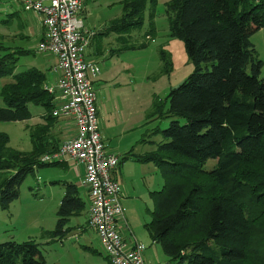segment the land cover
Listing matches in <instances>:
<instances>
[{"label": "trees", "instance_id": "1", "mask_svg": "<svg viewBox=\"0 0 264 264\" xmlns=\"http://www.w3.org/2000/svg\"><path fill=\"white\" fill-rule=\"evenodd\" d=\"M146 2L123 1V14L111 29L141 24ZM164 13L169 35L183 41L194 70L155 104L160 118H171L158 129L156 150L135 157L153 162L164 180L152 193L156 201L144 227L179 264H264L258 243H264V76L249 39L264 28V0H169ZM5 18L0 24H9L13 12ZM27 53L5 45L0 34V78L10 77L0 88V121L31 118L30 103L43 108L30 130L29 151L10 147L8 134L0 131L3 207L19 196L28 173L57 163L40 158L56 152L61 140L55 132L60 120L51 113L54 96L44 88L46 74L36 67L15 73ZM209 159L215 165L206 170ZM64 184L55 228L45 233L51 238H63L70 218L85 207L76 185ZM39 245L33 238L2 242L0 264H47Z\"/></svg>", "mask_w": 264, "mask_h": 264}, {"label": "rangeland", "instance_id": "2", "mask_svg": "<svg viewBox=\"0 0 264 264\" xmlns=\"http://www.w3.org/2000/svg\"><path fill=\"white\" fill-rule=\"evenodd\" d=\"M123 1L84 0L83 22L95 33L90 39L89 52L92 56L89 58L99 65V74L92 83L97 105L102 110L101 131L105 133L102 135L113 151L121 153L127 150L123 162L136 164L129 169V186L134 189V197L129 195L131 200L128 205L124 202L121 204L131 224L140 227L142 234L147 236L144 224L151 219V210L156 201L152 193L162 188L164 180L153 162L137 161L135 157L156 150V144L162 139L158 129L165 128L171 118H160L155 113V104L164 102L169 91L193 72L194 65L185 52L183 41L169 35L164 13L165 3L169 0H155L153 5L147 0L141 24L111 29V25L119 22L123 14ZM19 5L14 0H0V17L8 19L5 17L16 11L24 18V11ZM16 17L7 25L0 24L1 40L5 45L24 48L29 52L19 57L15 73L36 67L46 74L47 84L53 83L56 79V74L52 72L55 57L37 51L40 34L25 37L26 32H22L23 26ZM249 39L255 56L261 60L259 75L263 77L264 28L255 30ZM8 81L10 77L0 78V88ZM4 105L0 96V106ZM29 109L32 114L29 119L0 121V131L8 134L9 146L20 151L31 149L30 130L41 121L43 113L39 105L30 103ZM178 120L184 122L182 118ZM69 125L60 122V129L55 131L60 139L66 135L63 128ZM67 161L37 166L24 178L19 187V196L6 207L0 204V243L33 238L40 243L39 248L47 264H111L95 230L85 223L88 197L80 184L81 169L79 176L76 175L74 163ZM214 165L215 160L209 159L204 169L210 170ZM64 182L76 185L85 207L77 217L70 218V230L63 238H51L45 233L55 228ZM258 243L264 249V243ZM147 249L155 257L154 264H179L169 259L159 243L149 239Z\"/></svg>", "mask_w": 264, "mask_h": 264}, {"label": "built area", "instance_id": "3", "mask_svg": "<svg viewBox=\"0 0 264 264\" xmlns=\"http://www.w3.org/2000/svg\"><path fill=\"white\" fill-rule=\"evenodd\" d=\"M24 11L40 17L42 37L37 51L51 54L56 62L53 83L44 88L53 94L51 113L64 128L58 149L41 156L52 163L71 161L77 167L88 197L87 225L93 228L111 264H147L145 246L129 243L123 235L126 221L121 204L120 183L114 178L121 157L108 150L99 130L98 106L92 80L99 74L98 62L88 48L93 32L80 17L81 0H17Z\"/></svg>", "mask_w": 264, "mask_h": 264}, {"label": "crops", "instance_id": "4", "mask_svg": "<svg viewBox=\"0 0 264 264\" xmlns=\"http://www.w3.org/2000/svg\"><path fill=\"white\" fill-rule=\"evenodd\" d=\"M14 1L17 2L18 4H20L19 1H17V0H14ZM81 1H82V3L84 2V0H81ZM19 7H20V5H19ZM83 14H84V6H83V8H82V10L80 12V17L84 20ZM13 17H16L18 20L21 21V25L23 26V31L22 32L23 33L26 32V36L25 37H29L32 34L39 33L40 34V39H41V37H42V26H41V23H40V17L38 15L34 14L33 12H29V11L26 12V11H24V18H22V17L19 16V13L18 12L16 13V11H14L13 12ZM94 35H95V33L93 32L92 38L94 37ZM40 39H38V40H40ZM89 48H88V56H92L91 53L89 52ZM101 113H102V110H101V108L98 107L99 130H100V133H101L102 138L104 140H106L104 138V135H102L104 132L102 133V131H101V126H102V122H101L102 121V118H101V115L102 114ZM65 124H67V123L65 122ZM58 125L60 127V123H58ZM63 130H64V128H63ZM106 144H107V146L109 145L108 144V140H107V143ZM108 150L110 152L115 153V154H118V155L123 152V150H122L121 153L116 152V151H113L112 148H109V146H108ZM126 151H124V152H126ZM124 152H123V154H124ZM123 154L122 155H119V156L122 157ZM122 162L119 163L117 169L113 173V176L120 183V185L122 187V191H121V202H124L126 205H128L127 203L130 202V200H131V197L129 195L133 196V192H134V189L133 188H130V186H129L130 183H131L130 182L131 175H130V170L129 169H130L131 166L136 165V164H127L128 162H123V163ZM74 169H75L76 175L79 176V174L77 172L78 170H77V167L76 166L74 167ZM80 184L82 185L81 180H80ZM82 187H83V185H82ZM124 197H126L125 200H123ZM154 204H155V201H154ZM153 208H154V206H153ZM153 208H152V210H153ZM75 217H77V216H75ZM124 218H125V221H126V226H124L125 227V230H123V235L125 236V238L127 239V241L129 243H131L134 240L137 241V242H139V243H142L145 246V249L143 250V254H142L143 255V258H144V261H146L147 264H154L155 257L153 256L152 251L150 249H147V244L149 243V239L151 240L148 232H147V236H144V234H142V232H141V228L140 227L139 228L138 227L136 228V227H134L131 224L130 217L128 216V214H124ZM87 219H88V210H86V214H85V223H86V225H87ZM152 259L154 261H152Z\"/></svg>", "mask_w": 264, "mask_h": 264}]
</instances>
